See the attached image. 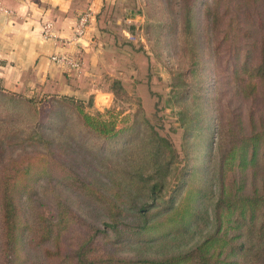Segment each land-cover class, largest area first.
<instances>
[{"label":"rangeland","instance_id":"rangeland-1","mask_svg":"<svg viewBox=\"0 0 264 264\" xmlns=\"http://www.w3.org/2000/svg\"><path fill=\"white\" fill-rule=\"evenodd\" d=\"M224 1L219 0L220 11L225 8ZM105 2H110L113 9L107 22L109 33L100 31L94 43L98 48L96 63L91 67L82 63L79 70L67 71L68 74L65 71L61 84L55 80L44 91L10 92L0 88V139L5 140L12 155L51 154L72 165L110 196L121 193L122 199L130 195L138 204L152 203L151 211H156L159 218L191 194V204L197 206L202 217L187 231L164 237L159 235L161 231L153 232L150 238L136 236L110 244L117 254L127 257H160L185 251L214 228V203L220 163L224 160L218 145L219 127L239 118L246 130L248 108L257 109L259 101L252 104L242 100L218 71L219 54L212 48L214 38L204 14L206 5H213L214 0H197L198 45L195 44L194 56L189 50L192 42L188 45L183 40L179 0ZM224 26L223 21L215 33L219 38ZM114 38L130 40L147 53L139 48L141 57L136 58L137 67L140 61L147 63L143 73H139L135 62H130L127 70H115ZM116 76L129 81L125 89L128 94L111 87ZM145 83L152 84V93H148ZM140 93L143 107L154 102L151 111L144 109L150 112L153 123L161 125L155 131L166 136L171 147L161 144L144 121L137 107ZM73 103H80L90 112L109 107L123 111L118 121L123 131L99 136L82 130ZM226 162L223 170L228 167ZM139 169L142 174L132 178V171ZM35 184L45 213H55L54 197L59 193L89 221L102 226L106 220L101 209L54 179L42 177ZM123 205L125 213L134 212L127 202Z\"/></svg>","mask_w":264,"mask_h":264},{"label":"trees","instance_id":"trees-1","mask_svg":"<svg viewBox=\"0 0 264 264\" xmlns=\"http://www.w3.org/2000/svg\"><path fill=\"white\" fill-rule=\"evenodd\" d=\"M196 3L197 0H179L183 40L188 45L192 42L189 50L193 56L198 45ZM222 4L225 7L222 11L219 10V0H214L213 5L207 4L204 9L207 29L214 38L212 48L219 54L218 71L242 100L252 101V104L258 100L259 110L254 106L248 108L246 130L239 118L230 124L226 121L219 127L218 145L224 160L220 163L213 230L185 251L160 257L121 256L112 245L128 238H150L153 232L160 231L159 235L164 237L187 231L202 217L197 206L191 204V194L181 205L170 207L159 218L156 211H151L152 203L138 204L130 195L122 199L121 193L117 197L110 196L72 165L51 154L12 155L2 138L0 264H264V0H225ZM112 9L113 5L107 2L97 13L98 28L105 35L109 33L107 22ZM223 21L226 26L219 38L215 33ZM112 45L117 47L116 71L117 68L127 70L130 62H135L139 73H143L147 63L140 61L139 67L136 66V58L141 57L140 46L137 48L130 40L117 38ZM67 71L73 72L66 70V74ZM119 78L112 79L111 87L128 94L125 89H128L129 81ZM145 84L148 93H152V84ZM136 98L138 110L143 113L144 121L157 140L171 147L169 139L155 131L161 125L150 120L148 111L154 102L146 108L143 107L142 94ZM73 106L82 130L99 136H113L123 131L118 127L123 111L109 107L104 111L90 112L80 103H73ZM224 162L228 164L226 170H223ZM141 174V169L132 171V178ZM42 177L54 179L101 209L106 219L103 225L79 214L57 192L55 213H45L40 207L35 184ZM150 191L152 194L153 189ZM123 202H127L134 212L125 213Z\"/></svg>","mask_w":264,"mask_h":264},{"label":"crops","instance_id":"crops-1","mask_svg":"<svg viewBox=\"0 0 264 264\" xmlns=\"http://www.w3.org/2000/svg\"><path fill=\"white\" fill-rule=\"evenodd\" d=\"M0 87L12 92L46 90L63 82L68 67L51 58L66 52L82 56L83 65L96 63L99 35L97 13L105 0H0ZM90 9L85 34L71 40L78 15ZM53 21V35L41 32L45 19ZM95 57V58H94ZM94 60V61H93Z\"/></svg>","mask_w":264,"mask_h":264},{"label":"built area","instance_id":"built-area-1","mask_svg":"<svg viewBox=\"0 0 264 264\" xmlns=\"http://www.w3.org/2000/svg\"><path fill=\"white\" fill-rule=\"evenodd\" d=\"M0 10H4L6 11V8L3 7L0 3ZM91 10L87 9L82 11L75 22L74 25V34L71 40H77L78 38L82 37L85 34L88 22H89V18L91 16ZM53 21L51 19H45L42 23V27H41V32L43 34L44 37H51L54 36L53 35ZM51 58L54 61L60 62L64 65H66L68 67V70H79L81 68L82 65V57L81 54L77 53L75 55H70L66 52L63 53H55L51 55Z\"/></svg>","mask_w":264,"mask_h":264}]
</instances>
